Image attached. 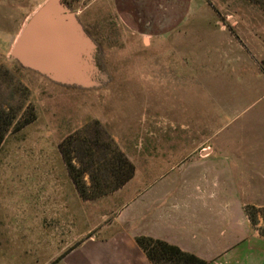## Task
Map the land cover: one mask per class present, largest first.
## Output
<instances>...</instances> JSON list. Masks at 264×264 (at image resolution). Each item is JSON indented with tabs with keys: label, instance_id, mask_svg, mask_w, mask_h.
Returning a JSON list of instances; mask_svg holds the SVG:
<instances>
[{
	"label": "rangeland",
	"instance_id": "374dc122",
	"mask_svg": "<svg viewBox=\"0 0 264 264\" xmlns=\"http://www.w3.org/2000/svg\"><path fill=\"white\" fill-rule=\"evenodd\" d=\"M45 1L0 0V66L23 88L13 104L24 96L36 114L0 146V264H71L86 240L129 226L114 222L125 208L135 226L151 229L156 190L176 203L175 213L218 212L231 220L233 237L248 230L263 237L264 203L236 202L234 193L255 185L252 162L264 164V0H191L197 6L187 22L167 33L138 29L112 0H63L96 44L93 88L51 81L10 60ZM10 92L2 85L0 103ZM94 128L116 143L135 176L118 195L84 202L58 145Z\"/></svg>",
	"mask_w": 264,
	"mask_h": 264
},
{
	"label": "crops",
	"instance_id": "0c3cea01",
	"mask_svg": "<svg viewBox=\"0 0 264 264\" xmlns=\"http://www.w3.org/2000/svg\"><path fill=\"white\" fill-rule=\"evenodd\" d=\"M112 3L120 17L149 33H167L183 26L197 6L191 0H112ZM252 163L249 165L251 166L249 170L258 172L255 185L252 184L250 190H243L241 193L235 191L234 196L236 202L262 204L264 203L263 159L259 163L260 166ZM69 179L81 200L94 201V199H82L70 176ZM86 183L89 184V181ZM119 191L121 189H116L112 195H118ZM163 191L156 190L155 195L149 198L148 207L151 211L155 208L154 214L146 219L150 221L151 229L148 228V223L135 226L134 215L125 213L126 208L122 209L114 218V222L118 223L124 219L129 226L126 229L120 227L114 231H103L101 238L86 240L81 245L84 251L83 257L79 254L80 256L70 263L152 264L134 241L135 236L145 235L177 245L182 250L207 260L210 264H264V236H260L256 230L250 232L248 230L245 234L233 237L231 220L227 219V216H223L222 220L218 212L217 216L212 218H192L185 213H175L169 208L174 209L176 203L167 201L166 196L161 197ZM245 193L244 198L240 197V194ZM164 207L168 209L158 211Z\"/></svg>",
	"mask_w": 264,
	"mask_h": 264
},
{
	"label": "trees",
	"instance_id": "16d2710c",
	"mask_svg": "<svg viewBox=\"0 0 264 264\" xmlns=\"http://www.w3.org/2000/svg\"><path fill=\"white\" fill-rule=\"evenodd\" d=\"M2 85L10 88L11 92L9 101L0 103V146L9 132H17L36 119L32 105L26 104L24 96L17 105L13 104L23 88L12 82L10 71L4 66H0V89ZM84 130L89 133L87 128ZM88 135H71L58 145L68 174L84 200L95 199L120 188L133 177L135 170L116 143L105 138L99 129L94 128ZM86 174L89 184L84 179ZM257 211V208L251 207L247 212L253 225L257 222ZM134 241L152 264H210L194 253L161 239L139 235Z\"/></svg>",
	"mask_w": 264,
	"mask_h": 264
},
{
	"label": "water",
	"instance_id": "95a60500",
	"mask_svg": "<svg viewBox=\"0 0 264 264\" xmlns=\"http://www.w3.org/2000/svg\"><path fill=\"white\" fill-rule=\"evenodd\" d=\"M96 48L63 0H46L25 24L10 60L51 81L93 88L100 74Z\"/></svg>",
	"mask_w": 264,
	"mask_h": 264
}]
</instances>
